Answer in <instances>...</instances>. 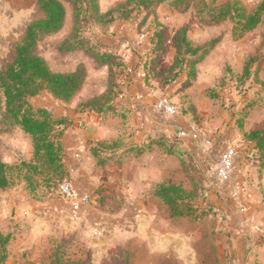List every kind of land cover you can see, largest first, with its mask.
<instances>
[{"label":"rangeland","instance_id":"1","mask_svg":"<svg viewBox=\"0 0 264 264\" xmlns=\"http://www.w3.org/2000/svg\"><path fill=\"white\" fill-rule=\"evenodd\" d=\"M173 1L167 0L162 3L156 9V14L144 20L146 10L133 9L129 0H98L102 19L113 18L112 21L106 23L98 21L88 5L80 3L82 15L78 20V35L80 39L87 40V49L59 50L61 43L67 40L75 30L74 6L72 3L65 2L67 20L64 27L59 32L42 38L38 42L37 51L48 60L55 71H72L79 64H83L86 70V80L78 94L69 102L57 100L47 91H42L31 98L32 105L35 108H47L55 118L68 121L69 111L83 109L96 97L102 98L101 103L112 93L120 97L119 94L123 92L121 82L123 66L113 65L112 76H110L109 67L98 63L92 51L98 54L112 51L109 48L115 47L119 42L124 41L125 45H128L132 42L131 40L136 42L138 37L141 39L138 41L139 45L145 47L144 56L145 54L148 56V60H145L147 58L144 60L147 61L146 69L150 75V61L154 53L147 54L150 44L146 48L144 46L147 43L146 40L151 41L150 38L153 37L156 44L158 38L156 39L155 34L163 31L162 41L164 37V44L172 47L180 29L187 26L192 31L193 39L203 46L208 47L213 39L222 37L224 33L231 32L234 39L216 55L215 60L220 63H213V69L220 71V74L218 73L216 78L207 81L208 86L205 90L203 87L197 88L195 96L189 94L187 90L185 94L173 100L176 92L171 86L177 84L178 78L175 71L170 70L162 76L160 81V84L168 87L162 90V95H170L173 105L177 107L178 115L184 114L182 110L185 111V108L186 110L190 108L189 105L187 106V97L192 95L193 100H190L192 106L197 102L200 107L209 112L211 118L207 121L209 120L210 127H213L216 132H219V129L213 124L219 123L217 120L224 121V123L227 120L228 125L234 119H241L240 112L236 108L237 98L241 97L243 100L244 109L250 106L254 99L250 98L249 93H254L259 89L264 90V21L255 29L235 36L233 34L235 21L230 20L229 16L236 15V12L234 9L226 10L225 7L230 2L238 1L247 12H251L262 0H189L177 6L173 4ZM223 9L228 11L226 18L220 16ZM110 10L113 13L106 14ZM195 11L202 13L201 19L197 17ZM42 16L43 13L37 0H0V69L12 61L15 46L23 38L27 25ZM135 26L138 33L133 37L131 33L132 29L135 30ZM237 43L242 47L236 46ZM239 54L242 58H239ZM245 65H248V71L244 70ZM154 78V75L147 76L149 85L154 86L152 84ZM110 83L112 87L111 92L108 93L105 90L108 89ZM184 84L187 83H182ZM205 99L210 103L205 102ZM198 119L196 117L191 120L197 121ZM176 121L177 118L170 123L175 125ZM129 122L127 116L118 115L111 119V123L122 124L123 129ZM187 122L186 120L185 123ZM200 122L203 121L200 119ZM77 127L84 130V127ZM186 128L189 129L190 126ZM59 129L61 135H58L57 131L52 135L55 136L54 139L60 137L62 142L64 129L62 126ZM123 129L120 131H124ZM132 130L133 136L140 131L134 128ZM169 134L168 132L163 134L162 144L167 148L169 145L173 147L172 136ZM178 149L183 151L181 146H178ZM106 150L110 149L108 144L104 143L102 151ZM217 150V152L212 151L207 154L210 164L207 175L213 183L221 185L216 180L217 156L221 151L219 148ZM33 151L32 137L19 127L0 132V156L12 166L10 172L12 185L6 190L0 189V231L11 237L7 245L6 258L3 260L0 254V264H148L150 259L156 264H170L161 256L143 255L145 248L141 242L128 243L121 223L124 208L112 207L115 204V197L112 193L91 190L89 192L90 204L95 207L86 209L77 218L73 217L68 204L58 195V183L68 174L66 162L63 161L67 155L65 147L61 154L64 163L63 169H60L61 172L48 169L43 159L34 157ZM102 153L96 156V163H94L95 166L107 171L108 163L105 165L100 162L103 157ZM191 160H193L192 156L189 155L188 160L181 161V166L184 169L191 168ZM135 162L139 160L133 154H129L126 164L130 166ZM88 165L89 171L93 172L92 174L97 178L99 173L94 169L92 162ZM71 178L75 188L81 186L80 181L79 184L75 183L76 175L74 177L72 175ZM153 187V189L156 188L155 185ZM227 188L230 189V186ZM220 196L221 193L218 191L210 193L208 181L198 173L193 190L188 192L184 199L195 206L194 213L197 210L199 215L198 218L191 215L185 223L181 224L184 228L195 231L203 237L204 241L199 240L194 244L199 264H231L229 249L233 241L228 232L229 226L223 225V221L228 219L227 215L219 216L216 201L221 200ZM228 199L231 200V198ZM117 221L119 224L115 223ZM96 225H103V237L100 240L94 234ZM253 258V256L250 257L249 261L253 262Z\"/></svg>","mask_w":264,"mask_h":264},{"label":"crops","instance_id":"2","mask_svg":"<svg viewBox=\"0 0 264 264\" xmlns=\"http://www.w3.org/2000/svg\"><path fill=\"white\" fill-rule=\"evenodd\" d=\"M137 33L138 29L135 26L131 34L135 37ZM188 36L195 44L202 45L193 39L190 27ZM233 39L231 32L222 35L215 48L197 64L192 82L182 85L185 73L177 76V84L171 86L176 92L173 100L185 94L187 90L193 95L196 94L197 88L203 87L205 90L208 86L207 81L220 74V71L213 69V63H220L215 60L216 55ZM140 40L137 37L136 42L131 40L128 45L121 41L115 47L109 48L119 54L124 68L121 76L123 92L114 101L113 111L97 113L81 109L67 113L68 121L62 125L64 129L62 145L63 148L65 147L68 163L75 166L73 174V177L77 176L75 183L79 184V181L81 183V186H76V190L80 194L88 195L93 189L112 193L115 197V204L112 207L124 208L121 222L124 235L127 236L129 244L136 241L142 243L145 248L143 255L161 256L170 264H199L194 244L203 240V237L181 225L189 216H172L169 207L153 193V186L158 183L180 184L187 192H191L199 173L208 181L210 193L214 191L221 193V200L216 203L219 216L227 215L228 218L223 221V225L229 226L228 232L233 241L229 249L231 264H264V148H256L255 143L247 138V134L251 131L264 130V90L259 89L249 93L250 98L254 99L250 106L244 109L243 100L241 97L237 98L236 108L242 118L234 119L228 125L227 120L225 123L217 120L219 123L213 125L219 129V132L210 127L211 124L207 119L211 117L206 109L200 107L197 102L192 106L190 101L193 100L192 95L187 97V106L189 105L190 108L182 110L184 114H177L172 117L173 119H169L170 117L156 110L154 105L163 96L162 90L168 88L160 84V81L162 76L171 70L175 56V41L172 47H168L166 43L164 44V37L158 45L152 40H146L148 44L145 43L144 46L147 48L150 44L147 54L154 53V58L157 57L154 65L150 66L151 74L143 76V71L148 67L145 64L148 56L146 54L144 56L145 47L139 45ZM236 46L242 47L239 43ZM239 58H242L240 54ZM151 75L155 77L152 81L154 86L149 85L147 81V76ZM205 102L210 103L206 99ZM118 115L127 116L130 120L125 129L121 128L123 125L120 123H111L112 117ZM196 117L199 118L197 121L191 120ZM80 118L85 123L83 131L76 125ZM175 118H177L175 122L177 126L184 128L190 126L189 130L201 135H213L215 139L213 149L204 150L202 141L197 143L189 136L179 137L175 126L170 123L175 121ZM200 119L203 122H200ZM133 128L140 130L137 135H132ZM121 129L124 131L121 132ZM165 132L172 136L173 147L169 145L167 148L162 144ZM81 142L85 145L80 155L76 157ZM104 143L108 144L110 150L102 151ZM226 144L233 145L237 150L233 181L241 184L248 194L246 198L243 195L241 200L233 197L231 189L227 188L230 185L213 183L207 175L210 165L207 154L212 151L217 152V148L221 153ZM178 146L183 147V151H179ZM100 153L103 154L100 162L109 165L107 171L95 166L96 156ZM129 154H133L139 162L128 166L126 159ZM189 155L193 159L190 161L191 168L184 169L181 161L188 160ZM90 162L99 173L97 178L89 171ZM217 163L218 161L216 168ZM90 201L82 214L86 209L95 207V205L91 206ZM115 223L119 224V221ZM102 226L96 225L94 228L100 230L101 236L97 238L99 240L103 237ZM252 256L253 262L249 261ZM148 264L156 263L150 259Z\"/></svg>","mask_w":264,"mask_h":264},{"label":"trees","instance_id":"3","mask_svg":"<svg viewBox=\"0 0 264 264\" xmlns=\"http://www.w3.org/2000/svg\"><path fill=\"white\" fill-rule=\"evenodd\" d=\"M43 16L31 21L26 28L23 38L16 44L12 61L0 69V132L19 127L29 134L33 140V154L36 159H43V163L53 171L63 169L61 154L63 145L61 138L54 139V132L61 135L59 128L67 121L63 118H55L50 110L44 107L35 108L31 98L42 91H47L52 97L62 102H69L78 94L86 80V70L83 64H79L72 71H55L51 68L48 60L38 53V42L51 34L59 32L67 20V7L65 2L72 3L75 10V30L72 35L63 41L59 50L87 49L88 42L80 39L78 35L79 17L82 15L80 3L89 6L90 11L101 23L112 21V17L103 20L99 11L98 0H37ZM167 0H129L133 9L144 13V20L150 15L156 14V9ZM189 0H174L175 6L185 4ZM227 10L234 9L236 15L231 14L230 20L235 21L233 34L236 36L255 29L264 21V0L251 12L238 1L230 2L225 7ZM221 11L222 17L226 18L227 12ZM196 12V11H195ZM112 10L106 14L111 15ZM201 19L202 13L196 12ZM189 27H183L175 38V56L171 66L175 75L185 73V83H190L195 78L196 66L215 48L221 40V36L213 39L211 45L203 46L195 44L188 36ZM240 33V34H239ZM157 45L162 42L163 31L156 34ZM152 41L155 40L150 38ZM160 39V40H159ZM93 48V47H92ZM98 63L109 67L112 76V66L122 67L123 63L117 52L105 51L98 54L92 51ZM157 57V56H156ZM151 58V67L156 61ZM253 60V59H250ZM244 70L248 71V65ZM112 83L109 84L106 92H111ZM103 96V95H101ZM118 94L112 93L101 103L98 97L88 102L82 110H90L97 113L109 112L114 109V101ZM57 138V137H56ZM247 138L255 143V147L264 148V130L251 131ZM12 166L0 156V189L6 190L12 185L10 174ZM63 177L61 178V180ZM154 195L161 198L169 207L172 216H191L198 218L194 213L195 206L187 203L184 199L188 192L180 184L158 183L155 185ZM201 216V214H200ZM10 236L0 231V254L4 260L7 255V245L10 243Z\"/></svg>","mask_w":264,"mask_h":264},{"label":"built area","instance_id":"4","mask_svg":"<svg viewBox=\"0 0 264 264\" xmlns=\"http://www.w3.org/2000/svg\"><path fill=\"white\" fill-rule=\"evenodd\" d=\"M147 74V69L145 68V71H143L142 75L146 76ZM154 107L156 110L162 112L168 117H174L178 114L177 107L173 105L170 95H163L155 103ZM77 126L85 128L84 121L78 120ZM174 126L179 137L189 136L197 143L199 141H202V146L206 151H210V149L213 147L215 140L213 135H201L200 133L186 129L184 127H180L177 125ZM84 145V142H81L79 144L78 151L76 152V157L80 155ZM236 158V148L233 145L226 144L218 157L216 180L219 181L222 185H230L233 197L235 199L241 200L243 195L246 198L248 197V194L241 184L235 183L233 181V171L236 163ZM63 161L66 162L68 174L58 183V195L66 204H68L73 217L77 218L82 213L85 206H87L90 197L88 194H80L76 190L71 178L75 172V166L73 164H69L66 157H64ZM94 234L97 237L101 236L100 230H95Z\"/></svg>","mask_w":264,"mask_h":264}]
</instances>
